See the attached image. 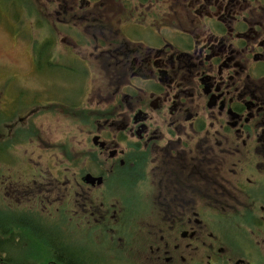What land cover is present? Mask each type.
Listing matches in <instances>:
<instances>
[{"label":"flooded vegetation","instance_id":"af4514ba","mask_svg":"<svg viewBox=\"0 0 264 264\" xmlns=\"http://www.w3.org/2000/svg\"><path fill=\"white\" fill-rule=\"evenodd\" d=\"M53 2L58 42L126 81L46 165L25 150L44 104L9 116L27 97L0 90V211L33 228L18 264L39 260L27 236L55 239L52 264H264V0Z\"/></svg>","mask_w":264,"mask_h":264},{"label":"rangeland","instance_id":"374dc122","mask_svg":"<svg viewBox=\"0 0 264 264\" xmlns=\"http://www.w3.org/2000/svg\"><path fill=\"white\" fill-rule=\"evenodd\" d=\"M27 1L0 0V90L4 96L12 97L21 91L27 97L26 105L36 96L44 104L30 119V125L33 122L43 138L40 143L28 144L25 150L36 151V157H40L37 161L47 164L54 161L52 149L59 143L79 149L87 141L79 123L63 112L60 105L93 109L110 105L117 102L113 90L126 80L121 78L116 82L117 78L108 73L106 77L111 84L107 85L98 63H85L78 51L65 42H58L68 32L60 33L64 31V24H57L54 29L53 0H32L39 9L31 8L30 18ZM77 30L83 34L80 28ZM48 43L50 48L46 50ZM41 104L34 102L31 107ZM52 104L59 107L51 110ZM25 111L23 106L14 104L6 112L16 117ZM5 196L1 188L0 198ZM2 204L3 199L0 206L4 208Z\"/></svg>","mask_w":264,"mask_h":264},{"label":"trees","instance_id":"16d2710c","mask_svg":"<svg viewBox=\"0 0 264 264\" xmlns=\"http://www.w3.org/2000/svg\"><path fill=\"white\" fill-rule=\"evenodd\" d=\"M28 4V8H29V13H28V17L30 18L31 15V8H37L36 4H34L32 2V0H28L27 1ZM14 9L15 10V4L12 3ZM38 9V8H37ZM16 17H18L15 14ZM50 43L46 44V46L44 47V49L48 50ZM38 57L36 59V62L39 63L38 61ZM36 102L35 100L32 101V103ZM24 104L23 103V109H32L31 104ZM30 105V106H29ZM62 108L61 110L65 113H67L69 116H71V118L73 119H79V120H83L88 118L89 116L87 115V109L86 108H80V107H72V106H62L60 105ZM45 108H43L44 110ZM93 112V111H92ZM6 117L5 112L0 110V119ZM31 128L33 129V134L35 135L36 133H38L36 131V129L31 126ZM32 134L30 131L28 132V135ZM66 143V142H65ZM62 144L64 143H60L58 144V146H60L62 149H64L66 152H69V147L68 145L64 144V146H62ZM8 170H1V173H5ZM3 187H0V190ZM3 199V204L5 203L4 197L0 198V201ZM23 214V212H22ZM21 211L18 207H12L9 210H2L0 211V221L2 220H6L8 217L10 219L9 223L6 225V227H1L0 226V241H3V234L5 233L4 231H10L11 233H17L12 235L11 240H12V245H11V253L9 254H5V249L3 247V244L0 243V264H18L21 261V255H20V246L16 245V242H19L20 240H23V238H21L20 233H23L25 231H31L33 228H31V225L29 224H25L22 220H21ZM31 218H34V216H29ZM42 229L43 230H48V231H53V228L51 227V224L49 222L44 221L43 223H41ZM1 241V242H2ZM26 246L27 248L25 249V251L28 252L29 258L31 255V252H33L34 248H39L41 250L40 254H38V258L39 260H36V255H32L34 258L32 260H30V262L32 263H37V264H52L51 262V258H55L56 253L59 254V256L63 255L64 251L60 250L59 248L56 247L55 239H53L51 236L49 237H34V236H27L26 237ZM60 251V252H58ZM64 256V255H63ZM66 258V257H65ZM10 259H13L12 261ZM61 264V263H58Z\"/></svg>","mask_w":264,"mask_h":264},{"label":"bare ground","instance_id":"6f19581e","mask_svg":"<svg viewBox=\"0 0 264 264\" xmlns=\"http://www.w3.org/2000/svg\"><path fill=\"white\" fill-rule=\"evenodd\" d=\"M82 262H83V261H81V260H79V261L74 260V262H71V263H69V264H82Z\"/></svg>","mask_w":264,"mask_h":264},{"label":"water","instance_id":"95a60500","mask_svg":"<svg viewBox=\"0 0 264 264\" xmlns=\"http://www.w3.org/2000/svg\"><path fill=\"white\" fill-rule=\"evenodd\" d=\"M88 176H91V175H90V174H88V175H87V177H88Z\"/></svg>","mask_w":264,"mask_h":264}]
</instances>
